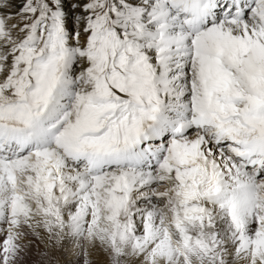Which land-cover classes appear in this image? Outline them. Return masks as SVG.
Here are the masks:
<instances>
[{"label": "snow or ice", "instance_id": "6c2138e0", "mask_svg": "<svg viewBox=\"0 0 264 264\" xmlns=\"http://www.w3.org/2000/svg\"><path fill=\"white\" fill-rule=\"evenodd\" d=\"M264 264V0H0V264Z\"/></svg>", "mask_w": 264, "mask_h": 264}, {"label": "bare ground", "instance_id": "6f19581e", "mask_svg": "<svg viewBox=\"0 0 264 264\" xmlns=\"http://www.w3.org/2000/svg\"><path fill=\"white\" fill-rule=\"evenodd\" d=\"M58 257L61 261L64 262V264H75L76 257L72 255V253L67 248L64 250L62 254H58ZM36 259H39V254L36 252L35 249H33L29 264H32V262L36 261Z\"/></svg>", "mask_w": 264, "mask_h": 264}, {"label": "rangeland", "instance_id": "374dc122", "mask_svg": "<svg viewBox=\"0 0 264 264\" xmlns=\"http://www.w3.org/2000/svg\"><path fill=\"white\" fill-rule=\"evenodd\" d=\"M58 259H59V257H57ZM39 259H40V257H39ZM39 259H36V260H39ZM74 260V259H73Z\"/></svg>", "mask_w": 264, "mask_h": 264}]
</instances>
